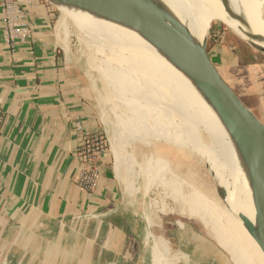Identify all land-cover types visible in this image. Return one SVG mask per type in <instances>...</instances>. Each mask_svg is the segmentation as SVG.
I'll return each instance as SVG.
<instances>
[{"label":"bare ground","instance_id":"1","mask_svg":"<svg viewBox=\"0 0 264 264\" xmlns=\"http://www.w3.org/2000/svg\"><path fill=\"white\" fill-rule=\"evenodd\" d=\"M150 1L184 27L190 38L200 44L206 40L211 20L216 19L250 47L264 49V0ZM56 4L60 10L57 32L64 52L67 53L70 22L79 33L92 69L97 71L109 93L125 102L131 112L128 120L125 119L128 115L124 114L122 127L120 122L107 123L115 159L114 176L125 185L127 192L132 191L134 183L132 181L131 185L123 179V139L137 149L144 147L147 149L145 156H150L152 164L148 163L144 170L149 176L145 187L147 191H144L155 188L161 191V195L158 196V205L154 203V209L149 207L150 203L147 204L150 213H144L146 223L153 226L159 214H171L196 222L231 264H264V254L256 242L260 241V237L256 229L255 198L247 166L194 83L166 52L131 26L79 8ZM150 139L163 145L154 146ZM134 142L138 144L134 145ZM169 151L174 152V156L187 155L185 161L191 157L198 164H204L216 190L224 197L217 199L213 192L205 194L179 174L171 173L164 159H159L169 158ZM181 168L188 170L189 176L200 175L195 167ZM154 170L156 173H151ZM166 200L170 205L163 204ZM240 217L254 225L253 237ZM148 238L153 244L151 264H176L185 259L186 256L172 252L162 235L154 237L147 234L144 242Z\"/></svg>","mask_w":264,"mask_h":264},{"label":"crops","instance_id":"2","mask_svg":"<svg viewBox=\"0 0 264 264\" xmlns=\"http://www.w3.org/2000/svg\"><path fill=\"white\" fill-rule=\"evenodd\" d=\"M2 7L0 0V260L129 264L135 227L121 209L111 150L96 160L93 195L76 184L82 135L105 133L86 77L67 59L47 8L29 4L31 38L12 46ZM211 58L223 62L216 52Z\"/></svg>","mask_w":264,"mask_h":264},{"label":"rangeland","instance_id":"3","mask_svg":"<svg viewBox=\"0 0 264 264\" xmlns=\"http://www.w3.org/2000/svg\"><path fill=\"white\" fill-rule=\"evenodd\" d=\"M57 15L59 17L60 14L57 13ZM54 24L55 21H53V25ZM68 28L69 32L66 38L67 53L65 55L70 62L79 67L82 74L86 77L90 87V93L94 98L97 114L102 128L105 131L104 135H102L105 139L106 147L111 150L108 135L109 126L107 123H121L122 119L125 118L124 114L128 115L125 118L128 120V118H131V112L127 109V104H125V102L121 101V99L115 98L112 92V94L109 93L110 90H108V87L104 84L103 80H101L97 71L92 69L89 64L86 51H84V46H82L83 43L80 40L79 33L70 22H68ZM222 32L225 34L222 35ZM231 33L232 32L220 21L216 19L211 20L206 37L207 50L210 57L214 55V52L220 54L223 62L220 63L217 68L223 78L244 102V104L264 124V54L250 47ZM112 106H118L121 110L116 107L119 110L118 111ZM121 112L123 114H121ZM116 116H120L121 119ZM120 126L122 127V123ZM123 140L124 142L121 147L123 156L121 165L122 174L124 176L123 179H125L124 182H131L129 183L131 185L134 183V185H132V191L127 192V190L124 189L125 185L119 182L122 191L121 209H125L127 211L129 220L133 222L132 224L135 227L134 235L136 237V241H134V245L130 247V252L133 253V256L131 261H129V264H151L153 244L149 238L147 242H144L146 241L145 238L147 234H151L154 237H156V235H162L163 238L168 241L173 253L186 256L185 259L179 260L176 264H231L223 252L207 237L199 224H196V222L193 223V221H188L171 214H159L157 215L158 219H156L155 222L157 226L159 225L158 227L155 224L150 227V225L146 223L144 215L146 213H150V206L153 209L155 208V202L158 205L160 202V197L158 196L161 195V191L153 188L146 192V186L148 184L147 178H149V176H146V171L144 172V170L147 168L146 165H148V163L152 164L150 162V158H148L150 156L147 157V155L145 156L144 154L147 149L144 147H142L141 150L137 149L131 146L126 139ZM150 141L154 146L163 145L162 142L156 143L152 141V139H150ZM136 144L138 143L134 142V145ZM169 154V158L165 156V158L159 157V159H164V161L169 165L171 173L174 172V175L179 174V177L185 179L203 193L207 194L208 192H213L217 199L221 198V195L213 185L211 175L207 172V168L204 164H198L191 157L185 161L187 158V155L185 154L175 155L176 157L173 155L174 152L172 151H169ZM113 162L115 165V159ZM184 166L188 169L195 167L200 172V175L198 176L196 174L195 177L189 176L188 170L185 171L181 168ZM154 172L156 173L155 170L151 173ZM144 175L146 176L145 179ZM145 189L146 191H144ZM134 190L136 192L133 193ZM144 193L147 194L144 195ZM147 204H149V207H147ZM163 204L168 206L170 205V202L166 200ZM178 222L182 224L181 227ZM27 263L28 262L25 261L21 264ZM0 264L15 263L7 256L3 260H0Z\"/></svg>","mask_w":264,"mask_h":264},{"label":"water","instance_id":"4","mask_svg":"<svg viewBox=\"0 0 264 264\" xmlns=\"http://www.w3.org/2000/svg\"><path fill=\"white\" fill-rule=\"evenodd\" d=\"M33 2L47 8L55 22L60 17L58 3L126 24L169 55L214 110L247 166L260 237V241L255 240L264 254V124L223 78L210 57L206 40L202 44L192 40L184 27L150 0H2L3 5L26 13ZM258 51L264 54V49ZM240 220L253 237L254 225L243 217Z\"/></svg>","mask_w":264,"mask_h":264},{"label":"built area","instance_id":"5","mask_svg":"<svg viewBox=\"0 0 264 264\" xmlns=\"http://www.w3.org/2000/svg\"><path fill=\"white\" fill-rule=\"evenodd\" d=\"M4 37L7 44L25 43L30 40L28 28L29 16L26 12L10 5H3ZM3 115L0 111V132ZM78 130H81L79 127ZM107 150L103 135L92 132L82 135L77 149V158L82 167L77 179V186L90 197L96 191L99 178V167L96 160Z\"/></svg>","mask_w":264,"mask_h":264}]
</instances>
